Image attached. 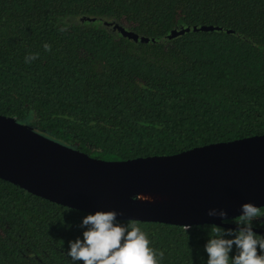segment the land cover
I'll return each mask as SVG.
<instances>
[{
    "label": "trees",
    "instance_id": "trees-1",
    "mask_svg": "<svg viewBox=\"0 0 264 264\" xmlns=\"http://www.w3.org/2000/svg\"><path fill=\"white\" fill-rule=\"evenodd\" d=\"M193 25L220 29L167 37ZM0 114L105 160L263 134L264 0H0ZM88 213L0 177V264H70ZM117 220L145 231L160 264H204L212 223Z\"/></svg>",
    "mask_w": 264,
    "mask_h": 264
},
{
    "label": "water",
    "instance_id": "water-1",
    "mask_svg": "<svg viewBox=\"0 0 264 264\" xmlns=\"http://www.w3.org/2000/svg\"><path fill=\"white\" fill-rule=\"evenodd\" d=\"M94 21L83 16L81 21ZM136 42L150 38L104 20ZM214 25L174 28L168 38ZM154 41L155 38H152ZM0 177L51 201L87 212L117 211V219L159 221L186 227L229 219L240 205L264 206V133L220 141L173 154L105 160L64 144L13 116L0 114ZM160 200L141 202L140 193ZM225 211V221L208 211ZM255 232L264 228L253 226Z\"/></svg>",
    "mask_w": 264,
    "mask_h": 264
},
{
    "label": "clouds",
    "instance_id": "clouds-1",
    "mask_svg": "<svg viewBox=\"0 0 264 264\" xmlns=\"http://www.w3.org/2000/svg\"><path fill=\"white\" fill-rule=\"evenodd\" d=\"M45 51L50 50L47 42ZM36 59V54L24 57L25 63ZM117 211L96 210L84 215L82 236L68 242L66 256L70 264H160L163 252L151 247L148 235L135 222L121 223ZM209 216L219 215L225 221V211H208ZM264 216L252 202L240 205L235 228L212 224L207 227V239L202 245L206 253L204 264H264V234L253 230V221ZM259 249V251H258ZM231 253V255H230Z\"/></svg>",
    "mask_w": 264,
    "mask_h": 264
},
{
    "label": "bare ground",
    "instance_id": "bare-ground-1",
    "mask_svg": "<svg viewBox=\"0 0 264 264\" xmlns=\"http://www.w3.org/2000/svg\"><path fill=\"white\" fill-rule=\"evenodd\" d=\"M139 200L141 202H156L160 200V197L153 193L143 192V193H140Z\"/></svg>",
    "mask_w": 264,
    "mask_h": 264
}]
</instances>
